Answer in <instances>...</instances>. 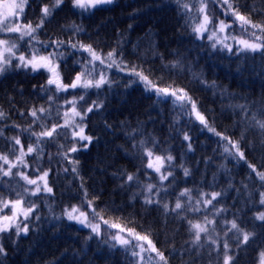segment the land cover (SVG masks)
<instances>
[{
	"label": "trees",
	"instance_id": "obj_1",
	"mask_svg": "<svg viewBox=\"0 0 264 264\" xmlns=\"http://www.w3.org/2000/svg\"><path fill=\"white\" fill-rule=\"evenodd\" d=\"M137 1L115 0L112 4L97 7L82 14L79 10L72 8L71 0H66L65 4L49 18V22H46L43 29L38 31L37 37L41 41L53 39L72 40L73 43L80 41L85 44H92L98 52L107 53L115 43L122 42L128 47L133 43H137L140 47V45L147 42V39L153 36L155 39L153 48L158 52L166 47L163 43H168L167 46H169L175 41V29L176 32L180 33L179 27L181 26L182 34L185 35L186 31L182 29L183 23H181L184 19H186V22L184 21L185 24L188 22L195 24L199 21V19H193V16L197 15L194 10L189 12L181 7L177 12L180 11V15H183L184 18L178 21L179 23L177 24L172 20V17L170 18L171 13L174 11L170 7L176 5L172 0H146L153 7V11L156 9V14L161 16L159 26H156L151 13L148 14L143 9H139ZM182 1L183 4L195 2L194 0H190V2ZM253 1L239 0L240 13L249 16L251 20L258 14L257 7L255 9L252 6H255L252 3ZM50 2L53 3L54 0H29V4L21 18L23 23L27 24L29 21L38 22L40 8L43 4ZM231 2L236 3L237 0H231ZM246 4L248 5L245 7ZM196 7H199L198 3H196ZM208 11L209 14H214V22L222 19L221 12L224 9L219 4H209ZM139 21L146 24L149 28L148 34L145 31V27L137 28L136 24ZM127 22L129 23L127 24ZM73 23L81 26L84 32L73 35V31L69 27ZM174 24L177 25V28H174ZM234 31L244 34L248 38H253L250 35L251 32H255L257 36L261 35L258 29L249 28L247 33L242 32L239 23L235 24ZM111 36H115V41H112ZM0 38H7V36L0 33ZM27 40L28 38L25 37L24 41H20L21 47L16 51L17 56L21 53L27 55L31 52ZM139 40H142V43H139ZM191 40L196 42L197 46H199L198 48H200L198 50L199 53L195 52L196 56L193 58L185 56L176 60L167 58L165 59L167 62H163V67L159 68V64L155 62L150 66H146L144 73L159 88H184L197 101L198 108L206 115L208 120L210 119V125L215 128L216 132L222 133L224 137H228L233 141L239 140L241 134L237 135L235 133L232 122L239 119L233 118L235 110L233 111L229 104L230 102H240L239 99L247 94L249 97H244L246 103L255 107L253 110L249 108L250 110L247 112L248 114L251 113L249 117H252L253 113H257V119H264L258 112L259 109L264 108V73L260 71L250 73L245 69V66L249 64H256L254 59L260 55L250 53L245 58V56L235 51L230 53L226 48L222 50L221 46H217L214 49L210 44H207V40H204L203 43H200L195 38ZM178 45L176 44L175 46L178 47ZM36 46L40 47V45ZM173 48L169 49L170 52L173 51ZM47 49L53 50V47H48ZM57 51L65 53L63 60L59 61L60 72L64 83L69 84L80 69L74 61L82 60V57H86V54L84 52H74L68 47L67 43L62 45ZM41 52L46 51L41 50ZM206 52L215 56L207 57ZM170 56H172V53ZM123 59L128 63L129 68L135 65V63L129 62L125 57ZM159 60H162L161 56ZM219 60L223 62L221 63ZM175 61L181 62L183 71H169L165 67V65ZM259 61H264L261 56ZM15 63L19 62L14 60V64L0 77V111L5 113L4 118L0 119V129H3V136L0 137L4 141H6L5 137H17L15 132H19L22 128H27L29 125L32 126V131L34 132L44 130L33 124L31 120L25 122V119L29 116L27 113L33 107H44L51 110V115L42 121L47 128H50L51 124L58 121L59 115L61 118V109L64 107L61 102L65 101L71 94L78 96L84 94L83 90L80 89L68 90L65 93L57 94L55 103H51L48 97L54 94V86H52L53 90L47 94L40 89L41 85L46 84L49 74L43 69L34 73L30 69L16 68ZM188 64H191L192 67H188ZM223 65L237 71L236 73L234 72V75L232 73L229 77L226 76L224 81L221 77V67L219 68V66ZM125 71L120 69L110 71L107 76L112 81L111 86L105 84L101 89H89L85 101H80L79 103V107L83 109L87 105H91L93 101L102 102L100 108L89 112L84 119L85 131L87 130L92 137L91 143L78 141V138L73 140V142H69L68 137L71 134L68 133L67 128L61 129V134L55 140L43 145V157L39 161L36 160L31 165H28L27 175L34 180L40 177L44 171L50 169L48 184L53 191L52 193H40L38 196H32L27 199L26 205H37L28 221L29 231L27 234H20L19 236L16 235L15 230L2 235L1 243L5 249V254L0 256V262L2 264H127L124 252L112 249L110 244H102L103 249L108 253L102 254L97 246L100 238L94 234L89 238L90 231L86 234L78 232L71 234L72 230L70 228V230L63 229L57 235L56 227L37 222V215L41 214L42 211H45L44 214H54L55 206L64 202L68 203V200L75 198L76 193L82 198L84 191H80L82 189L80 185L83 181V184L92 185V188L97 193L102 194L103 197L101 199H95L94 207L97 212L104 216V219L113 220L124 226L135 228L140 233H145L148 229L139 223L146 219L148 221L153 220L154 222L151 226L157 224L158 230L156 236L153 234L151 238L156 243L157 248H162L172 258L171 264H223V243L225 240H228L231 245L230 254L236 253L238 255L236 264H258L259 254L264 250V235L257 236L253 243L244 250L238 251L234 239L235 231L225 236L230 224L224 223L226 220L237 219V223L240 224L241 228L251 231L252 218L257 213L264 212V207L258 203L260 199L259 192L264 191V189L259 188L258 181L251 185V183H254L255 173H251V176H249L250 169L244 161L237 163L230 157L226 158L224 149L225 147H231L228 140L209 132L207 128L196 131L192 122L188 124L186 114L182 115L176 123L189 133L192 150L189 151L188 149L189 141L183 150L177 152L164 148L156 140L158 137L153 128L150 127V124L161 122L165 118V110L167 109L171 112L169 118L173 117L172 120H175L178 109L177 111L173 110L171 99L167 103L157 102V97L154 93L146 91L145 85L137 77ZM211 72L220 75V78L213 76L215 80L213 82L220 86L221 89L217 93V97L210 96L211 93L209 95L204 94L205 89L210 87ZM197 88H200V90ZM214 107L220 110L218 114L210 115L209 110L215 111ZM238 111L241 113V110ZM22 112L24 117L21 115ZM57 113H59L58 116ZM213 115L218 116V123L211 120ZM241 116L245 115L241 114ZM15 125L20 127H15ZM253 132H256L255 136H259V129H250L246 133L245 139L241 142V150L245 152L248 163L257 165L258 170L264 171V167H261L264 164V159L258 161L253 154V151L260 149L259 147L261 146L259 145H261V142L259 140H256L258 143L251 142V144L255 145V149L249 147L251 144L246 145L244 143L249 137L251 138ZM28 135L31 136V133H23L20 136L23 145H27L28 142H35V137L33 136L29 139ZM141 141H144L143 147H139ZM6 142L8 143V141ZM12 143L14 144V141ZM59 143L64 146L60 147ZM85 144H88L87 148L83 147ZM74 146L79 151L69 152V149ZM57 149L60 151H57ZM146 149L152 150L154 154L165 157L171 155L174 158L172 162L174 166H167L166 163L163 169L165 174L172 172L174 179L169 177L168 180L163 182V187L167 191L160 193L161 205L168 203L171 207H174L179 193L184 189L192 190V200L189 201L188 197L184 196L180 198L182 203L193 206L196 204L197 199H201V193H204L209 199L213 192L223 193L222 196L217 198L218 202L215 203V208L223 207L226 211L216 217L215 231L211 232L212 237L219 242V256L215 252L209 256V252L205 250L208 249V243H205V246L199 249L200 255H197L196 251L191 252V254L185 251L188 247L185 242L191 239V235L188 232V222L202 223L205 216L208 219H213L215 212L211 206L207 210H202L198 213L182 212L181 215L185 216L186 219L181 220L174 213L165 218L162 207L155 205L146 207L144 205L145 196L148 195L144 191L146 186L148 184H156L157 187H160L159 174L146 167L148 164ZM231 150L235 151V149ZM64 152H68L70 159L78 161L79 175H75L72 172L73 165L63 158L62 154ZM49 156H51V160H49ZM213 157L219 158L220 162L212 163L211 159ZM233 167H237L244 175V185L247 184L250 189H256L253 192V199L256 202L254 205L248 202L247 206H245L247 195L244 186L232 190L226 184V176L223 173L230 172ZM65 168L68 169L67 172L64 171ZM184 168L190 170V175L187 177L184 175ZM57 169L62 170V173L54 172ZM129 173H134L137 180L127 182ZM249 177H251V182H248ZM38 182L42 184V181ZM15 183V188L17 189L14 191L3 189L0 186V203L3 202L4 198H19L17 193H22L25 188L34 189L33 185H27L20 179H17ZM121 185L124 186L121 187ZM84 189L85 186L82 190ZM237 189H240L239 193ZM156 198L157 196L154 192L153 199ZM82 201L83 198L77 202L81 205ZM98 203L105 204L107 209L101 211L98 208ZM246 218H249V221L244 224ZM162 220H165L166 224L168 223L165 225L166 229ZM256 223L259 224L260 222L257 221ZM38 227H41V229H38ZM257 231L259 232L260 230L257 229ZM168 232L172 240L178 242L181 247L177 248L173 243L168 245L170 240L163 242L160 239L161 233L166 239ZM173 247L176 252L174 255H170ZM252 253L254 256L251 255ZM256 253L258 256H255ZM50 256L53 258L49 259L48 257Z\"/></svg>",
	"mask_w": 264,
	"mask_h": 264
},
{
	"label": "snow or ice",
	"instance_id": "obj_2",
	"mask_svg": "<svg viewBox=\"0 0 264 264\" xmlns=\"http://www.w3.org/2000/svg\"><path fill=\"white\" fill-rule=\"evenodd\" d=\"M65 2L66 0H54V3L50 2L43 4V6L40 8L38 22L36 23L29 21L27 24H25L21 19L25 13L26 7L29 4V0H18V2L17 0H12L11 3L5 6V11L0 14V33L7 36V38H0V75L8 71V69L14 64V60L19 61V63H15L16 68L30 69L34 73L40 71L41 69L45 70L49 76L46 84L41 85L40 89L42 92L47 94L53 90L52 86H54V94L48 97V100L51 103H55L57 94L65 93L69 89H82L84 94L79 96L78 100L85 101L89 89H101L105 84L111 86L112 81L105 74V69L117 67L121 71H124L125 69L129 68L128 63L123 59V49L119 44L106 54H102L97 52L92 44H85L80 41L73 43L72 40L64 41L60 39H53L50 41H41L38 39V31L43 29L46 22H49V18L52 17L54 12L59 10L65 4ZM179 2L180 0H177L178 4ZM112 3H114V0H71L72 8L79 9L82 14L84 12L90 11L91 9L97 8L98 6ZM196 3H199L198 8L196 7ZM209 4H219L221 8L224 9L223 14L225 17H228L229 15L234 17L232 22L225 23L224 20H220L218 25L215 24L214 14H209L208 11ZM182 7L186 11L191 12L194 10L197 13L196 16H193V19H199L200 22L192 29V33L197 38H203L204 35L210 32L208 39L210 41L215 40V42L211 45L212 48L215 49L217 45H220L222 50L226 48L230 53L235 51L236 53L245 56V58H247L248 54L250 53L259 54L262 60H264V21L253 22L249 16L242 15L239 11V0H237L236 3H232L231 0H195V2L184 3ZM201 15L202 19L200 18ZM236 23H239L240 30L244 33H247L249 28H251L258 29L261 35L257 36L255 32H251L250 35L254 38L251 41L244 39L237 40L235 37H231V39L236 44L235 49H233L232 44L225 43V40L229 39L228 36H225L223 39L217 37L220 33H225L227 30L232 29L233 25ZM69 27L72 29L73 35H78L84 32V29L75 23L71 24ZM25 37L28 38L27 43L31 49V53L30 55L21 53L19 56H17L16 51L19 49V47H21L20 41H24ZM66 43L69 48L74 50V52H86L89 54L88 57H82V60L74 61V63L80 65L81 70L76 73V76L72 80L71 84L64 83L60 72V64L57 62L63 60L65 56V53L59 52L57 50ZM36 45H40V47H37ZM48 47H53V51L49 52L47 55L39 54L41 50L47 51ZM165 67L168 68L169 71H183V65L180 61L172 62L169 65H165ZM129 71L132 76L139 78V81L145 85L146 91L152 92L156 95L157 102L167 103L168 100L171 99L173 110L177 111L178 109L174 123L179 121L182 115L187 114L189 118L195 115V118L200 122L203 128H207L209 132L220 136L222 139L228 140V143L231 147H225L224 149L226 158L230 157L237 163H240L241 161L247 163V166L250 169L249 176H251V173H255L253 182L255 183L258 181L259 188L264 189V171L258 170L257 165L248 163L245 152L241 150V142L245 139L246 133L250 129H259L261 137L264 138V119H257V113H253L252 117L247 120L239 140L233 141L228 137H224L222 133L216 132L215 128L209 124L206 116L199 110L197 101L194 100L184 88H159L153 84V82L149 79V76L145 75L143 70L137 71L136 66H132ZM97 72L99 73L98 78L96 75ZM213 87H215L214 84ZM78 100L77 98H73L70 101H65L66 104L72 105L71 117H69V113L66 111L64 113V123L53 124L51 128H47V126L42 123V121L51 115L50 109H46L44 107H33L31 110H29L27 115L32 117V123L38 125L44 130L40 132H34L32 131L31 125H29L27 128L21 129L22 133H31L29 139H31L33 136L35 137L34 144H30L26 151L24 146L21 144L19 136L13 138L5 137V140L8 141L9 146L8 152L6 154L0 153V161H3V163L0 164V177H12L16 175V173L13 172V169L18 168L21 164H23L24 167H28V164L24 159L25 156L35 154L36 160L39 161L44 155L43 145L55 140V138L61 134V129L73 127V125L79 127L75 119L76 117H79L80 121L83 122L84 118L89 112H92L94 109L100 108L102 106V102L97 103L96 101H93L86 110L81 112L77 110ZM189 104L191 105V111L186 113L185 109ZM231 107L239 108L243 112H248L250 110L248 104L235 105ZM258 112L260 116L264 117V108L259 109ZM21 115L23 116L24 113L22 112ZM58 115L59 113H57V116ZM4 116L5 113L0 111V119H3ZM239 123H245L244 119L242 118L237 122V124ZM15 127L20 126L15 125ZM0 136H3V129H0ZM72 137L74 140L78 138V141L87 140L89 143L92 141V137L86 136L84 134L83 127H79V131L73 129ZM183 139L185 141H189L188 149L191 151L192 145L190 142V136L185 133ZM12 141H14V144ZM153 143L155 144V142ZM17 145L20 146L19 155L16 156L15 162H13L9 159V156L15 154V146ZM143 146L144 141H141L139 147ZM260 146L264 148V139L261 140ZM61 147H63V145H61ZM83 147L87 148L88 144L83 145ZM134 147H136V145H134ZM249 147L255 149L254 144L249 145ZM231 149H235V151H232ZM77 151H79V149L75 146L69 149V152ZM145 152L150 159L153 157L154 153L152 150L146 149ZM62 155L64 159L68 160L69 163L73 165L71 169L72 172L75 175H79L77 168L78 161L70 159L68 152H64ZM173 159L174 158L171 155L166 157L155 156V160L158 162V164L154 165L151 162L147 164V168L152 169L159 174L160 187H157L156 184H148L146 186L144 191L147 192L148 195L145 196L144 205L146 207L148 205L162 207L165 218L174 213L176 217L181 220L186 219L185 216L181 215L182 212L189 211L198 213L202 210H207L209 206H211L215 212L213 219H208V217L205 216L202 223L193 221L188 222V232L191 235V239L190 241L185 242L188 245L185 251L189 254H191L193 251H196L197 255H200L199 249L203 248L205 243H208L209 256H211L212 252H216L217 256H219V242L217 239L212 237L211 232L215 231V225L217 223L216 217L226 211V209L223 207L215 208V203L218 202L217 198L222 196L223 193L213 192L211 193L210 199L207 198L204 193H201V199H197L196 204L193 206L182 203L180 198L184 196H187L189 201L192 200V190L184 189L179 193L174 207H171L168 203H163L161 205V199L159 198L160 193L162 191H167V189L163 187V182L168 180L169 177H173L174 179L172 172L165 174L163 169L166 163L167 166H174L172 164ZM49 160H51V156H49ZM5 165H7L6 168L4 167ZM261 167H264V164H262ZM64 171L67 172L68 169L65 168ZM49 172L50 169L44 171L43 174L36 180L30 179L29 176L23 171L18 173L20 179L23 180L27 185H33L34 189L29 190L28 188H25L22 193H17V195L20 197L19 199L6 200L2 202L3 208L7 209L10 207L12 209V215L0 216V233L9 232L12 229H15L17 236H19L22 232L25 234L28 233V221L30 216L34 213V210L37 208V205L32 204L31 207L26 209L23 207V205L27 202L29 197L38 196L40 193H52L53 189L48 184ZM184 175L186 177L189 176L190 170L184 168ZM135 180H137V177L134 173H129L127 175V182H132ZM38 181H42V184ZM0 183H3V181L0 180ZM123 186L124 185H121V187ZM80 187L82 189L84 188L83 181L81 182ZM244 189L247 195L245 206H247L248 202H251L254 205L256 202L253 199V192L256 189H250V186L247 184L244 185ZM154 192L157 196L156 199H153ZM237 192L239 193L240 189H237ZM87 197V189H84L85 200L82 201V204L80 206H72L71 210L66 209L63 215L67 216L69 220H74L82 226L90 228L91 233L89 238L92 237V234L100 236L101 224H103L109 229L117 230L115 234L111 236V242L105 241V243H110V247L114 250H122L125 254L127 264H168V257L165 256L163 251L157 248L156 243L151 238L153 235L151 229L147 230L144 234H141L137 232L135 228H128L121 225L120 223H110L109 220L104 219V216L101 213L96 211L94 207V201L97 198L94 197L92 200H88ZM259 197L260 199L258 203L260 206L264 207V191L259 192ZM85 202L86 206L91 210L89 213L80 211V207L85 206ZM20 215L24 217L23 227H21V221L19 220ZM89 216H91L92 219H89ZM37 219H39V217H37ZM57 219H59V217H57ZM92 220H97V222L93 223ZM252 220L253 224L251 231L241 228L240 224L237 223V219L224 221L225 224H230L227 232H225V236H228L229 233L235 231L236 235L234 239L236 243V249L238 251L244 250L248 245L253 243L257 236L264 235V212L257 213L255 217L252 218ZM257 221L260 223L257 224ZM257 229L260 231L258 232ZM213 245L217 247L213 248ZM230 249V243L228 240H225L223 243V264H236L238 255L236 253L230 254ZM175 252L176 249L173 247L170 251V255H174ZM3 254H5V249L2 245H0V256ZM259 258V264H264V250L260 252ZM0 264H2V262H0Z\"/></svg>",
	"mask_w": 264,
	"mask_h": 264
},
{
	"label": "bare ground",
	"instance_id": "obj_3",
	"mask_svg": "<svg viewBox=\"0 0 264 264\" xmlns=\"http://www.w3.org/2000/svg\"><path fill=\"white\" fill-rule=\"evenodd\" d=\"M172 1L176 5L170 7L171 10H174L173 13H171L172 15L170 16V18L172 17V20H174V22H176L178 24L179 23L178 21H180V20H182V18H184L183 15H180V11L177 12V10L182 7L183 1L180 0L179 4L177 3V0H172ZM184 1H189L190 2V0H184ZM256 1L252 2V3L255 4V6L254 5H252V6L255 9L257 7L258 14L255 17H253L252 20L253 21L257 20L258 22H261V21H264V0H256ZM198 5H199V3H198ZM247 5L248 4H246L245 7ZM137 6H138L139 9H141V10L143 9L144 12H146L148 14L151 13V17L156 23L155 25L159 26L158 24L161 21V18H160L161 16L156 14V9L153 11V7L150 4H148L146 2V0H140V1L138 0L137 1ZM177 15H179V16L177 17ZM221 15H222V20H224L225 23H231L232 22L233 16L229 15L228 17H225L224 14H223V11L221 12ZM125 20L127 21V19H125ZM185 20L186 19H184L181 22V23H183L182 29L184 31H186L185 35L182 34L181 26L179 25L180 26L179 27L180 28V30H179L180 33L176 32V29H175V33H176V36L174 37L175 41L171 45L169 44V46H167L168 43H166V44L163 43V45L166 46V47L163 50H160L158 52H156L154 50V48H153V46L155 44V42H154L155 39L153 38V36H151L149 39H147L146 40L147 42L142 44V45H140V47L138 46L137 43H133V44H131L130 47H128L125 43H122V42L119 43L118 42V43L113 44V47L111 49L117 47V45L119 44L120 47L123 49V57H125L129 62L135 63L134 66L137 67V71H139V70H143L144 71L147 68L146 66H150L152 63H155V62H157L156 64H159L158 65L159 68L163 67V62H167V61H165V59H167V58L172 59V60H176L178 58H184L185 56L189 57V58H193L194 56H196V53H199L198 50H200V48H198L199 46H197L196 42H194L191 39L195 38L200 43H203L204 40H207L206 41L207 44H210V45H212V43H214L215 40L210 41L208 39V35L209 34L204 35L203 38H197L192 33V29L196 25L195 24H191L189 22L185 24L184 23ZM128 23L129 22H127V24ZM174 25H175L174 28H177V25L176 24H174ZM136 26H137V28L145 27V31L147 32V34L149 33V28L143 22L142 23H141V21H139V23L137 22ZM151 26H152V24H151ZM234 29H235V24L233 25L232 29L227 30L228 33L226 34V36H230V43L231 44L234 43V45L236 46L235 42L231 39V37H235L237 40H241V39L249 40V38L246 35L237 33V32L234 31ZM175 33H174V35H175ZM110 38L112 39V41H115V36H111ZM138 42L142 43V40H139ZM176 44H179L178 47L175 46ZM134 46H136V47H134ZM171 48H173L172 49L173 51L170 52L169 49H171ZM160 52H161V54H160ZM171 53H172V56H170ZM160 56L162 57L161 61L159 60ZM210 56H215V55L207 53V57H210ZM259 57L260 56H258V57H256L254 59V62L256 64H249L248 66H245V69L247 70V72L253 73L255 71H260L261 73H264V61L260 62L259 61ZM219 62L222 63L223 61L219 60ZM188 67H192L191 64L190 65L188 64ZM220 67H221V73H222L221 77H222L223 81L226 78V76L229 77L230 74L233 73V75H234V72L235 73L237 72L235 69H231L230 67L228 68L225 65L219 66V68ZM129 69L130 68L126 69V71H128V73H130ZM216 71H217V69H216ZM210 75H211L210 82H209V86L210 87L205 89L204 94H208L209 95V93H211L210 96L217 97L216 95H217V93L220 92L221 89H220V86H217L216 83L213 82V81H215L213 79V76H218V78H220V75H218L216 73H213V72H211ZM236 81H238V80H236ZM213 84L215 85V87H213ZM225 87L228 88L227 85H225ZM197 89L200 90V88H197ZM244 97H249V96L247 94H245ZM244 97L239 99L240 102H230L229 103L230 106L248 104V103H246ZM248 106H249V108L251 110H253V108H255V107L250 106V105H248ZM232 108H233V111L235 110L234 111V115L235 116H233V118L234 119H239L238 121H240L243 118L244 121H245V123H239V124H237V122H238L237 120L232 121L233 122V126L235 128L234 129L235 133L237 135H239V134H241V131H243L244 128H245V124L247 123L246 120L251 118V117H249L251 113L248 114L247 112H243V111H241V113H240L238 111V110H240L239 108H235V107H232ZM190 109H191V107H190ZM214 110L215 111L209 110V114L210 115L211 114H218L220 109L219 108L216 109L214 107ZM170 113H171L170 110H168V109L165 110V118L161 122H158L157 124H150V127H152L153 130L156 132V136L158 137V139H156V140H158L161 143V145L164 146V148L169 149L170 151H176L177 152V151L183 150L186 147V143L188 141H185L183 139V137H184L185 133H187V131L181 125L177 124L176 122L174 123V120H172L173 117L169 118L170 117ZM241 114H244L245 116H241ZM186 117L188 118V124H190L192 122L193 125H194V129L196 131H198L199 129H204L203 126L200 124V122L197 119H195L194 116L189 118V116L186 114ZM211 118H212L211 120L213 122L218 123V121H219L218 116L213 115V116H211ZM190 119H191V122H190ZM25 120H26L25 122H29V120L32 121V117L28 116V118H26ZM208 121H209V124H210L211 123L210 119ZM67 130H68V133H70V134L73 131V129L71 127L67 128ZM255 133L256 132H253L252 133L253 135L251 136V138L249 137L247 140L244 141V143L246 145L251 144V142L258 143L256 140H259L261 142V140L264 139V138L261 137L260 133H259V136H255ZM187 134L189 135V133H187ZM259 148H260L259 150L253 151V154H254V158L256 160L261 161V160L264 159V149H262L261 147H259ZM211 162L216 164V163L220 162V159L216 158V157H213L211 159ZM228 173H229V175H228ZM223 175L226 176L225 180L227 181V183H229L228 184L229 187L231 185L230 189H232V190L236 189V188H239L241 186L243 187L244 184H245L244 175L240 172V170L237 167L231 168L230 172H224ZM248 182H251V177H249V181ZM254 184L255 183H251V185H254ZM84 186H85V189H87V192H88V198H87L88 200H91L94 197L97 198L96 200H99V199H101V197H103L102 194L97 193V191H95L92 188V185L84 184ZM80 191H84V190L80 189ZM81 197L83 198V201H84L85 200L84 195L81 196ZM82 198H80V195H78L76 193L75 194V198L68 200V203L64 202L61 205L55 206L56 209H55L54 214H44L45 211H42L41 214L37 215V217H39V219H37V222L39 224H45V225H48V226L56 227L57 228V230H56V234L57 235L60 234L63 229L70 230V228L72 230V232L70 231L71 234H73V233L76 234L77 232L80 233V234H82V233L86 234L89 231L88 228H85V227L79 225L77 222H73V221L69 220L67 218V216L63 215V213L65 212L66 209L71 210L72 206H74V205L75 206H80V203H78L77 201H80ZM45 208H48V207H45ZM98 208L101 211H105L107 209V206L105 204L98 203ZM80 210L83 211V212H86L87 210H90V209L85 204V206L80 207ZM57 217H59V219H57ZM248 221H249V218H246L244 220V224H246ZM153 222H154L153 220H151V221L149 220L148 221L146 219L145 221H142L139 224L144 226L148 230L151 229L153 234L156 236L158 227L156 226L157 224H154L153 226H151V224ZM162 222H163L164 228L166 229L167 227L165 225H167L168 223L166 224L165 220H162ZM250 226H252V224H250ZM38 229H41V227H38ZM164 231H163V233H164ZM160 235H162V236H160V239L163 242H165V241L167 242V241L170 240L168 242V245H171L173 243L174 246H176L177 248L181 247V245L178 242L172 240L169 232L166 234V239H165V237L163 236L162 233ZM105 241H109V238L106 236V234L101 236L100 242L97 245L102 254H104V253L108 254L107 251L104 250L103 247H102V244L105 245V243H104ZM212 247L215 248V246H212ZM159 249L161 251H163L162 248H159ZM205 250H207V252H209V247H208V249H205ZM31 253H33V252H31ZM164 254H165V256L168 257V264H171L172 258L167 253L164 252ZM215 254H217V253L215 252ZM219 254H220V251H219ZM251 255L254 256L253 253ZM256 255H257V253L255 254V256ZM198 257H200V256H198ZM48 258L52 259L53 257L50 256ZM180 262L183 263V261H181V260H180Z\"/></svg>",
	"mask_w": 264,
	"mask_h": 264
},
{
	"label": "rangeland",
	"instance_id": "obj_4",
	"mask_svg": "<svg viewBox=\"0 0 264 264\" xmlns=\"http://www.w3.org/2000/svg\"><path fill=\"white\" fill-rule=\"evenodd\" d=\"M12 2V0H0V14H2L4 11H5V6L7 5V4H9V3H11ZM17 2H18V0H17ZM54 3V2H53ZM219 24V23H218ZM217 24V25H218ZM224 35H225V33H220L219 35H218V37L217 38H223L224 37ZM251 41V40H250ZM235 49V48H234ZM53 50H51V49H47V51H46V54L45 53H42L41 52V54L40 55H47L49 52H52ZM86 53V52H85ZM99 53H101V52H99ZM102 54H104V53H102ZM86 55H89L88 53H86ZM98 63V62H97ZM113 68H115V69H119V68H117V67H113ZM113 68H110V69H105V74L106 75H108L109 74V72L113 69ZM125 71V70H124ZM125 72H128V71H125ZM97 78H98V76H99V73L97 72ZM139 79V78H138ZM71 84V83H70ZM73 98H76V97H74V96H72L71 97V100L73 99ZM78 100V99H77ZM79 103H80V101L78 100V105H79ZM189 107H191V105L189 104L188 105ZM89 107V105H87L86 106V108L84 107L83 109L82 108H80L79 106H77V110H81L82 112L84 111V110H86L87 108ZM71 109H72V105H70V104H65L64 105V107L61 109V111H63L62 113H61V117H63V122H64V120H65V116H64V113L67 111L68 113H69V117H71ZM200 110V109H199ZM194 117H195V115H193ZM76 119V122H77V124L79 125V127H83V125H82V123H81V121H80V118L79 117H76L75 118ZM196 119V118H195ZM194 119V120H195ZM9 122V121H8ZM54 124H63L62 123V119L60 118V115H59V119H58V121L56 122V123H54ZM52 125L53 124H51V126H50V128L52 127ZM79 127H76L75 125H73V127H71L72 129H75L76 131H79ZM84 127H86V125L84 126ZM84 132L85 133H88L87 132V130L85 131L84 130ZM16 133V136H19V138H20V136L23 134L21 131H19V132H15ZM28 136H30V135H28ZM71 136H72V133H71ZM71 136H69L68 137V141L69 142H73V137H71ZM90 136V135H89ZM91 137V136H90ZM0 140H2L1 138H0ZM84 141H86V140H84ZM22 144V143H21ZM30 144H34V142H28L27 143V145L29 146ZM3 147H2V145H0V153H7L8 152V143L6 142V141H4L3 140ZM23 145V144H22ZM27 145H23L24 146V149H25V151L27 150ZM60 147H61V145H63L62 143H59L58 144ZM64 146V145H63ZM51 147H54V146H51ZM19 148L20 147H17L16 148V152H15V154L14 155H10L9 156V159L11 160V161H13V162H15V158H16V156L17 155H19ZM57 151H60L59 149H57ZM54 154H56V153H54ZM155 156H160V155H158V154H153V157L150 159L149 157V161H148V163L149 162H151V163H153L154 165H157L158 164V162L155 160ZM24 159H25V161H26V163L29 165V163L30 162H35L36 161V157H35V155L34 154H32V155H29V156H25L24 157ZM3 163V161H0V164H2ZM31 165V164H30ZM52 165H53V163H52ZM22 166H23V168L26 170L27 169V167H24V165L22 164ZM5 168L7 167V165H5L4 166ZM152 170V169H151ZM153 171V170H152ZM13 172L14 173H16V175H14V176H12V177H0V180H2L3 181V183H0V186H2L1 188H3V189H7V190H10V191H14L15 189H17V188H15V186H16V180L17 179H20V176H19V172H20V167H18V168H15V169H13ZM54 172H57V173H62V170H60V169H57L56 171H54ZM24 173L27 175V173L24 171ZM206 176H208V175H206ZM21 180V179H20ZM226 184H229V183H227L226 182ZM4 186V187H3ZM5 187H8V188H5ZM61 189V188H60ZM60 189H58L59 191H60ZM20 198V197H19ZM19 198H4L3 199V201H6V200H16V199H19ZM32 205H27V206H25V204L23 205V207L26 209V208H28V207H31ZM10 211H8V210H5L4 211V209H0L2 212H7L8 211V213L7 214H3V213H0V216H11L12 215V209L9 207L8 208ZM77 215H78V213H77ZM31 218V217H30ZM89 219H92V217L91 216H89ZM19 220L20 221H22V220H24V217L22 216V215H20L19 216ZM71 221H73V222H76V221H74V220H71ZM92 222L93 223H96L97 222V220H92ZM110 223H116V222H111V221H109ZM79 224V223H78ZM79 225H81V224H79ZM82 226V225H81ZM21 227H23V225L21 224ZM84 227V226H83ZM127 227V226H126ZM86 228V227H85ZM128 228H130V227H128ZM89 230H91L90 228H88ZM117 230L116 229H109L106 225H103V224H101V235L100 236H103L104 234H109L110 236H112V235H114L115 234V232H116ZM137 231V230H136ZM23 233V232H22ZM104 233V234H103ZM142 233V232H141ZM142 234H144V233H142ZM126 235V234H125ZM154 255V254H153ZM260 259V258H259ZM121 261V260H120ZM258 264H259V261H258Z\"/></svg>",
	"mask_w": 264,
	"mask_h": 264
}]
</instances>
